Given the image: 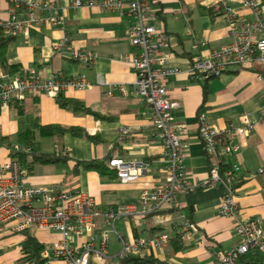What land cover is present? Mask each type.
Returning a JSON list of instances; mask_svg holds the SVG:
<instances>
[{
	"label": "crops",
	"instance_id": "1",
	"mask_svg": "<svg viewBox=\"0 0 264 264\" xmlns=\"http://www.w3.org/2000/svg\"><path fill=\"white\" fill-rule=\"evenodd\" d=\"M52 1L63 16V24H52L46 11H34L38 24L17 34L7 48L8 63L17 68L10 73L0 68V74L23 76L29 69H35L41 78L52 74L70 77L84 74L93 83L92 88H68L63 95L82 100L109 119H96L91 114L60 108L55 96L42 92L28 96L22 104L11 103L6 110H0V138L12 140L18 132L33 129L37 123L77 125L100 137L93 143L69 133L41 136L36 128L30 152L62 153L67 158L59 163L36 164L30 174L25 173L26 182L79 189L92 196L99 207L121 211L114 221L115 231L102 219L96 222L97 237L105 229L113 232L112 240L108 237L109 257L105 264H117L114 256L120 250L122 240L129 243L137 239L149 241L162 233L169 235V241L163 247L146 245L137 255L151 256L164 264H215L216 252L230 251L240 241L234 228L235 220L218 212L222 197L229 191L225 183L180 194L175 206L139 215L141 191L155 187L165 179L167 164L143 99L133 86L135 72L130 57L138 49L128 37L130 16L125 11L103 9L99 0H94L92 6L80 7H74L73 0ZM150 1L156 11L154 23L163 27L168 35L170 57L167 66L178 69L165 77V83L169 98L179 103L172 114L187 155L188 177L205 179L209 166L198 131L199 115L203 114L208 124L223 129L238 126L240 115L249 112L255 127L231 159L241 166L236 175L243 179L232 189V196L239 208V216L264 218V174L257 172L264 166V119L259 115V108L264 103V63L253 61L228 67L208 81L203 98L202 81L189 70L193 59L206 57L232 40L221 13L211 9L212 0ZM227 3L250 17L249 9L239 0H227ZM260 6L264 16V0H260ZM19 12L25 15L21 9ZM8 16L9 2L0 0V19L6 20ZM262 35L263 32H258L255 37ZM63 37L68 38L73 48L91 52L93 61L83 64L71 59L65 51H55L53 45ZM98 77L106 83L100 84ZM114 85L125 92L118 88L110 95L103 93ZM200 109L202 113H199ZM108 154L109 160H144L149 165L148 173L133 181L122 182L117 176H101L94 169L79 167L73 171L78 160L102 159ZM9 159L12 160L10 149L0 146V162ZM184 217L192 221L196 233L191 238L181 235L177 240L175 236L180 233L179 224ZM30 232L49 252L59 238L57 233L47 229L32 228ZM197 238L203 239V243ZM24 239L23 232L6 231L0 224V264H23L19 263V258Z\"/></svg>",
	"mask_w": 264,
	"mask_h": 264
},
{
	"label": "built area",
	"instance_id": "2",
	"mask_svg": "<svg viewBox=\"0 0 264 264\" xmlns=\"http://www.w3.org/2000/svg\"><path fill=\"white\" fill-rule=\"evenodd\" d=\"M241 5L250 11L245 17L230 6L227 0H212L211 9L220 12L228 26L232 40L206 57H196L191 62L190 72L199 79L221 75L228 67L239 66L253 61L264 63V35L256 38L258 32L264 33V16L260 0H239ZM9 16L0 19L10 34L17 35L27 27L38 24L33 13L36 10L46 11L52 24L62 25L63 16L57 4L52 0H8ZM74 7L92 6L94 0H73ZM98 4L105 10L125 11L131 18L128 37L138 52L130 57L135 72L133 82L136 93L143 99L150 122L156 130L163 147V157L167 164L166 176L160 184L144 188L140 193L141 210L139 215L152 213L162 207L177 204L180 194H187L196 189L214 186L219 182L229 187L219 204L218 212L222 216L235 220V231L239 243L230 251L215 253V264H238L237 256L250 250L264 254V218L261 216H239V208L232 196L230 184L233 174L241 171V166L231 161L239 152L244 141L255 127V120L249 112L240 115L238 126H227L223 129L208 124L204 115H199L198 131L203 143L209 166L205 179H191L187 175L185 161L187 155L181 145V135L174 123L172 111L179 107L178 101L168 96L165 77L178 71L169 68L170 57L168 35L165 29L154 23L155 9L150 0H99ZM23 11L25 15L19 11ZM53 49L64 51L68 56L83 64L93 61L89 51L73 48L67 37L59 39ZM100 84L106 81L102 77ZM93 83L84 74L75 77L52 74L41 78L35 69L21 75L9 77L0 74V110H6L11 103H20L35 93H46L56 96L68 88L88 90ZM114 85L104 94L110 95ZM260 118L264 119V103L259 108ZM15 150L20 147L13 145ZM29 153L30 146L21 148ZM229 163L221 167L220 163ZM109 166L116 170L117 178L122 182L133 181L148 173L149 165L140 159L127 160L112 158ZM264 174V166L257 169ZM25 173L19 169L15 160L0 162V224L6 231L22 232L32 228L47 229L57 233L59 238L53 242L51 251H44L45 264H105L109 257L108 236L106 229L97 237L96 222L102 219L113 231L114 221L121 214L119 209L99 207L94 198L79 189H67L62 185H34L26 182ZM184 238L195 235L192 221L183 218L179 224ZM169 241L167 233L159 234L149 241L137 239L133 242H122L114 259H120L137 253L146 245L161 248ZM203 243V239L197 238ZM121 264H140L127 262Z\"/></svg>",
	"mask_w": 264,
	"mask_h": 264
},
{
	"label": "trees",
	"instance_id": "3",
	"mask_svg": "<svg viewBox=\"0 0 264 264\" xmlns=\"http://www.w3.org/2000/svg\"><path fill=\"white\" fill-rule=\"evenodd\" d=\"M16 35L10 34L6 31L3 25H0V68L7 73L12 72L17 68L16 65H10L7 60V48L10 42L13 41ZM211 78L200 79L204 88V96L206 97V86ZM55 101L60 108H63L74 113L91 114L96 119H109V116L103 115L97 111H94L88 107L82 100L76 98L65 97L62 92L55 96ZM199 113H202L200 109ZM41 136H53L62 135L69 133L72 136L84 137L93 143L100 140L97 134H90L85 128L81 126H64L57 123L49 124H39L35 125V128L28 129L25 131L18 132L14 139L10 140L8 137L0 138V146H7L10 149V157L18 163L19 169L30 174L33 167L36 164H52L63 162L67 157L62 153H46V152H25L21 148L25 146H31L35 139V129ZM14 144L20 147L19 150L14 149ZM229 163H220L221 167L227 166ZM81 167L83 169H94L101 176L116 177V170L109 166V154L102 159H92V160H78L74 164L73 171ZM241 176L233 174L232 182L230 184L231 189H233L238 183L242 181ZM25 235V239L21 242V253L22 256L19 258V263L23 264H45L44 250L45 245L40 242L33 234H31L30 229L22 231ZM177 240H180L181 233L175 236ZM182 246L180 243L179 247ZM129 262H137L140 264H164L162 261L157 260L151 256H139V255H128L126 258L120 259L119 264ZM238 264H264V254L256 251L250 250L244 254L237 256Z\"/></svg>",
	"mask_w": 264,
	"mask_h": 264
},
{
	"label": "rangeland",
	"instance_id": "4",
	"mask_svg": "<svg viewBox=\"0 0 264 264\" xmlns=\"http://www.w3.org/2000/svg\"><path fill=\"white\" fill-rule=\"evenodd\" d=\"M111 231H112L111 229H108V232H107V235L110 238V240H112V235H113V232Z\"/></svg>",
	"mask_w": 264,
	"mask_h": 264
}]
</instances>
